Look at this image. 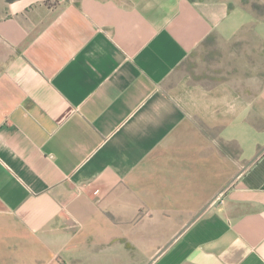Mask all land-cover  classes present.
<instances>
[{
	"label": "crops",
	"instance_id": "crops-1",
	"mask_svg": "<svg viewBox=\"0 0 264 264\" xmlns=\"http://www.w3.org/2000/svg\"><path fill=\"white\" fill-rule=\"evenodd\" d=\"M210 35L264 49V16L0 0V264H264V82L183 72Z\"/></svg>",
	"mask_w": 264,
	"mask_h": 264
},
{
	"label": "rangeland",
	"instance_id": "rangeland-1",
	"mask_svg": "<svg viewBox=\"0 0 264 264\" xmlns=\"http://www.w3.org/2000/svg\"><path fill=\"white\" fill-rule=\"evenodd\" d=\"M58 0H46L52 4ZM264 16V0H246ZM223 43L216 37L206 39L182 64L183 72L206 83L231 80L240 90L249 91L264 82V49L249 50L253 44ZM249 48V49H248ZM255 81L251 84L249 81Z\"/></svg>",
	"mask_w": 264,
	"mask_h": 264
},
{
	"label": "trees",
	"instance_id": "trees-1",
	"mask_svg": "<svg viewBox=\"0 0 264 264\" xmlns=\"http://www.w3.org/2000/svg\"><path fill=\"white\" fill-rule=\"evenodd\" d=\"M8 1H9V0H8ZM211 37H214V36H211V35H210L208 38H211ZM208 38H207V39H208Z\"/></svg>",
	"mask_w": 264,
	"mask_h": 264
}]
</instances>
